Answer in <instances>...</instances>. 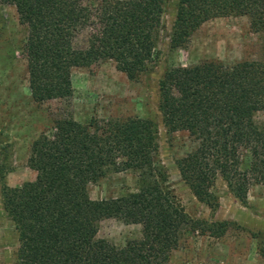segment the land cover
Instances as JSON below:
<instances>
[{
  "label": "trees",
  "instance_id": "16d2710c",
  "mask_svg": "<svg viewBox=\"0 0 264 264\" xmlns=\"http://www.w3.org/2000/svg\"><path fill=\"white\" fill-rule=\"evenodd\" d=\"M169 0H0L15 7L28 28L24 44L34 103L69 102L72 71L113 61L128 79L148 77L160 61ZM170 45L188 46L208 21L248 17L264 35V0H178ZM87 34V46L77 38ZM159 111L169 134L188 132L195 148L177 160L196 198L217 206L212 189L221 178L247 205L253 185H264V44L256 60H204L170 67L159 81ZM152 119H92L61 112L31 144L36 179L6 184L2 202L19 237L15 264H171L191 233L224 237L233 223L192 219L170 189ZM112 171H134L136 192L93 200L89 187ZM109 218L142 227L140 239L117 247L98 233ZM264 258V239L257 234Z\"/></svg>",
  "mask_w": 264,
  "mask_h": 264
},
{
  "label": "rangeland",
  "instance_id": "374dc122",
  "mask_svg": "<svg viewBox=\"0 0 264 264\" xmlns=\"http://www.w3.org/2000/svg\"><path fill=\"white\" fill-rule=\"evenodd\" d=\"M101 1V0H96ZM178 0H169L164 17L165 30L158 44L160 61L154 72L132 81L117 70L113 61L89 68H74V96L69 102H33L29 85L24 44L28 28L20 23L15 7L0 8V169L7 171L6 184L19 187L36 179L28 165L32 142L61 112L75 120L143 118L158 125L160 159L169 177V187L185 212L196 220L231 222L233 227L221 238L191 233L171 256V264H264L258 250L257 234L264 239V185L251 187L247 205L242 204L219 178L212 189L217 206H210L194 196L183 180L177 160L195 148L188 132H167L159 111V81L170 67L192 66L204 60L228 63L256 60L262 53L264 35L252 32L248 17L217 18L206 22L187 47L173 50L170 45ZM78 48L87 46V34L76 40ZM264 123V113L256 116ZM0 177V264H15L19 237L2 202ZM139 177L134 171H112L89 187L93 200L112 199L136 192ZM142 227L109 218L100 223L98 237L117 247L140 239Z\"/></svg>",
  "mask_w": 264,
  "mask_h": 264
}]
</instances>
